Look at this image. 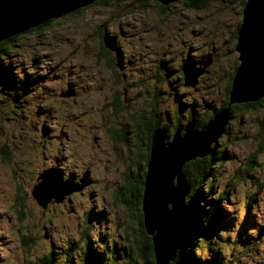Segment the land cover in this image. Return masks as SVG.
Masks as SVG:
<instances>
[{"label":"rangeland","instance_id":"1","mask_svg":"<svg viewBox=\"0 0 264 264\" xmlns=\"http://www.w3.org/2000/svg\"><path fill=\"white\" fill-rule=\"evenodd\" d=\"M239 8L221 0L203 10L186 9L182 0L165 9L155 0H112L65 14L44 32L9 44L10 54L0 57V264H39L48 255L55 264H80L83 242L100 251L109 239L123 246L139 241L134 206L129 212L113 196L132 180L129 164L143 152L138 118L144 126L155 111L161 125L177 119L184 124L190 106H197L193 116L199 118L222 103L226 79L239 65L231 41L242 18ZM104 35L114 43L107 57L100 55ZM208 55L213 61L195 87L180 86L178 68L188 58L204 61ZM70 85L75 95L61 96ZM233 110L218 139L225 160L214 168L207 196L214 203L219 191L227 192L214 240L222 244L223 260L232 259L228 264H264L262 114ZM123 131L127 143L120 140ZM45 149L55 154L46 155ZM37 153L48 166L31 168ZM50 167L63 179L79 176L77 182L80 173L88 171L89 179L91 171L95 185L43 208L32 189ZM96 191L91 199L88 193ZM205 202L193 205L191 213L207 210ZM98 260L107 264L106 257Z\"/></svg>","mask_w":264,"mask_h":264},{"label":"water","instance_id":"2","mask_svg":"<svg viewBox=\"0 0 264 264\" xmlns=\"http://www.w3.org/2000/svg\"><path fill=\"white\" fill-rule=\"evenodd\" d=\"M94 1L97 0H0V42ZM155 1L168 5L178 0ZM241 17L235 45L239 65L232 80L230 105L264 97V0H245ZM104 45L114 49L113 38L104 35ZM212 61L213 57L208 55L199 65L184 66V85L195 87L197 78ZM73 95V85L61 94L64 97ZM230 105L215 112L201 128L195 119L189 120L183 128L176 129L168 141L166 130H156L153 134L144 180L142 214L145 231L152 236L155 264H169L173 260L179 227L189 214L186 198L190 185L183 174V166L211 152L212 144L218 141L228 123ZM56 170L55 167L46 169L33 186V198L43 208L50 203L62 202L66 195L80 191L90 183L88 171L80 183L72 177L63 179Z\"/></svg>","mask_w":264,"mask_h":264},{"label":"trees","instance_id":"3","mask_svg":"<svg viewBox=\"0 0 264 264\" xmlns=\"http://www.w3.org/2000/svg\"><path fill=\"white\" fill-rule=\"evenodd\" d=\"M109 1H112V0H97L87 6L77 8L75 11L70 12V14L78 13L80 9L85 10L88 6L97 5L98 3L103 4ZM210 1L211 0H184L183 3L186 6V9L203 10L209 4ZM216 1L217 0H214L212 2H216ZM221 1L232 2L234 6L239 5L240 7L239 10L242 13V2L244 3L245 0H221ZM166 6L167 5L161 4L162 8L163 7L166 8ZM55 19L57 18L48 19L45 22L33 28H30L20 34L11 36L7 38L6 40L1 41L0 42V57L7 56L8 54H10L8 51L9 44L17 41V39L20 36L22 37L23 35L44 32L45 30L48 29L49 25ZM241 19L238 21L239 24L234 28L231 34V41L235 42L234 46L232 47L233 52L235 50V45L237 41L236 40L237 31L241 24ZM101 42H102L101 43L102 53L100 55L103 57H107L109 54H111L112 50L108 49L104 45V39ZM238 60H239V57L235 59L234 63L237 62L239 64ZM193 62L197 63L195 59H193ZM1 66H2V60L0 59V69H1ZM209 66L207 67V69L209 68ZM234 73L235 71H233L232 74L234 75ZM233 75H231V77L226 79L222 103L219 106L215 105L213 106V109L212 108L210 109L209 114H208L210 116H202L199 118L194 117L193 115L197 114L196 113L197 106H195L194 104L190 106L191 113H189L188 116H186L187 120L184 124L180 123L179 119H177L175 122L173 121V123L172 121H170L168 124V121H167L165 125H161L158 122L159 119L157 115H151L150 118L146 119V121H144L145 124L143 126V129L148 137L149 153L147 155L146 161L148 162L149 158L151 157L152 138L156 130H160V129L166 130L167 135L171 138L172 135L175 133L176 129L183 128L189 120L195 119L196 125L199 128H201L202 126L208 123V121L214 116L215 112L229 106ZM180 86L189 88V86L184 85L183 75H182ZM158 93L160 92L156 91L155 96H157ZM234 108L241 112L242 110H255V111H259L262 114V119L260 122V125H261V130H260L261 135L260 136L263 137V141H264V97L260 98L257 101L231 104L230 105L231 110H230V116H229L228 122L234 115L233 114L235 111L233 110ZM154 120H156V123L152 124V121ZM136 121L137 120L135 119V123ZM226 128L227 126L225 127L223 134L226 133ZM140 129L141 131L143 130L142 127ZM141 131L139 130V134H142L144 132V131L143 132ZM262 146L264 148V142H262ZM217 147H218V141L212 144L211 152L208 155L201 157V158H196L194 160H190L187 163H185V165L183 166V174L185 176L187 183L190 185L189 194L186 198L189 214L179 227V230H178L179 240H178L177 250H176L173 260H171L169 264H218V262L221 264H228V262L233 263V261H231L232 259L230 258H227L225 261L223 260L225 258H222L223 256L220 255V252L222 251V244L219 242H215L214 240V237H215L214 234L219 233L218 222L221 220V216H222L221 214L222 209H221L220 202L221 200L226 198L225 196H227V192L225 190L219 191L218 197L215 199L214 203H212V201L210 202V199L207 198V196L209 195L211 196L213 192V183L215 182L216 176H217L216 169L214 168L219 167L225 160V152L223 150L218 151ZM144 179H145V172L140 180V188H139L140 193L137 194V192H133L132 195L135 198L133 201L134 209L137 208L138 206V209L140 211L139 225L141 227V231H143V234L147 237L145 239L147 240V243L141 245L140 242L136 239V242L134 245V252L132 253L131 251H128L130 255H127L125 253L124 254L122 253V249H124L127 243L126 245L123 246L117 243L116 239H114L112 243L116 244V246L118 247L117 251L115 252V256H114L115 257L114 264H118L117 260L120 258L119 256L121 255L123 256L122 257L123 264H126L125 262L129 258H132L131 264H155L152 236H149L146 233L145 228H144V222H143L142 199H143V191H144ZM204 200H208V205L205 202V205L208 206V209L205 210L204 208H200L201 210L200 213L197 214L195 213L194 210H193V213H191L192 206L195 204H198L199 201H202L203 203ZM193 218H198L199 221L196 224H193L194 223V221H192ZM199 224H202V226H204L206 230H208V232H202L204 227L203 228L200 227ZM234 225L236 224L234 223ZM215 228L217 231H215ZM240 230L241 228L238 231ZM236 238H238V235L236 236ZM235 240H236L235 243L240 242V239H235ZM85 258H87V256ZM129 261L131 262V259H129ZM39 264H55V263H54V259L52 255L50 256L48 255V257L41 259ZM62 264H77V263L71 260L68 262H63Z\"/></svg>","mask_w":264,"mask_h":264},{"label":"flooded vegetation","instance_id":"4","mask_svg":"<svg viewBox=\"0 0 264 264\" xmlns=\"http://www.w3.org/2000/svg\"><path fill=\"white\" fill-rule=\"evenodd\" d=\"M143 1L146 2L148 0H143ZM212 1H214V0H211L210 2L212 3ZM81 10H83V9H80L79 12ZM78 13H76V14H78ZM196 62L197 63L191 61L190 58H188V62L185 63L184 66H186L188 64L199 65L203 61L196 60ZM184 66L182 65L180 68H178L179 79L180 78L182 79V75H183L182 68ZM180 82H181V80H180ZM183 88H184V86H183ZM185 89H188V88L186 87ZM150 115H157L158 116L160 114H157L155 111H154V113L152 111H150ZM141 118L142 117H140V119L138 118L137 134H139V130L141 131V129H140L141 127L143 129V126H141V124L139 122V120H141ZM158 119H159V117H158ZM158 122H159V120H158ZM155 123H156V120L152 121V124H155ZM143 131H144V129L141 132H143ZM114 133H115V131H114ZM118 134H119V132H118ZM141 135L142 136L140 139V144L143 148V152H142L141 156L138 158V160L136 159V160H134V162L132 164H129V166L132 169L131 170V179L132 180L128 181V184H127L128 188L125 186L126 187L125 190H121L120 187H118L119 189H115L114 193H113V196L120 203V205L121 206L123 205L124 208L126 210H128L129 212H130V210L132 212L133 205H134L133 201L135 199L133 197L132 193L133 192H137V194L140 193V189H139L140 188V180H141V177L144 175V172L147 169L146 165L148 163L146 161L147 155L149 153V151H148V137H147V134L145 133V131ZM117 137H118V135H117ZM119 137H120V140L123 141L124 143L128 142V135L125 131H123L121 135L119 134ZM133 170H135V171L137 170V172H135V174H134ZM70 177L75 178L76 181H77V179H79V176L74 177L72 174ZM89 179L91 181L89 184L94 186L96 181H95V178L91 175V171H90V178ZM80 182H81V173H80ZM88 185L84 186L80 193H85L86 189L88 188ZM88 195H90L91 199H94L95 195H97V191L93 192L92 194L88 193ZM135 211H136V215L138 218L136 220V222L139 224L140 211L138 209V206H137V208H135ZM90 215H91V213H90ZM83 216L84 215H82V217ZM131 216H133V215L131 214ZM87 221L90 222V219L88 218ZM84 225H85V223H84ZM83 231H84V229H83ZM81 236H82V233H81ZM81 236H80V238H81ZM87 237L85 236L86 240L89 239L88 234H87ZM146 238L147 237L143 234V231H141V229H140L139 242L141 245L147 243V240H145ZM112 241L113 240L109 239V241H108L109 245H104L100 251L92 250L91 242H89V241L83 242V244H81L82 247H80L81 248L80 249V264H102V261L98 260L99 256H100V259H103L106 257L107 264H114L115 263V257L114 256H115V252L117 251L118 247L116 246V244L112 243ZM135 242H136V240L134 241V244L132 242H130V245L127 244L124 247V249H122V253L123 254L125 253L127 255H130L128 253V251H131L133 253L134 252L133 248H134ZM86 256H87V258H85ZM119 257L122 258L123 256L121 255ZM129 259H131V262L129 261ZM129 259L127 260L129 262H127V261L125 262L126 264L132 263V258H129Z\"/></svg>","mask_w":264,"mask_h":264},{"label":"clouds","instance_id":"5","mask_svg":"<svg viewBox=\"0 0 264 264\" xmlns=\"http://www.w3.org/2000/svg\"><path fill=\"white\" fill-rule=\"evenodd\" d=\"M45 153H46V155H49V156L55 154L54 151H51V150H48V149H45ZM72 160H73V163H75L76 160H77V157L76 156L72 157ZM80 162H81V164L84 167H88L89 166L88 163L85 160H83V159ZM41 165H43L45 167L48 166L46 161H41L40 160L39 154L37 153L36 159L33 160L32 163H31V168L38 170Z\"/></svg>","mask_w":264,"mask_h":264},{"label":"bare ground","instance_id":"6","mask_svg":"<svg viewBox=\"0 0 264 264\" xmlns=\"http://www.w3.org/2000/svg\"><path fill=\"white\" fill-rule=\"evenodd\" d=\"M236 50V49H235ZM67 91V90H66ZM66 91H64L63 93H65ZM161 130V129H160ZM51 168V167H50ZM56 168V167H55ZM48 169V168H47ZM56 169H58V168H56ZM41 175V174H40ZM40 175H38L37 176V178H36V180L38 179V177L40 176ZM83 177H81V179H82ZM90 180V179H89ZM91 182V181H90Z\"/></svg>","mask_w":264,"mask_h":264}]
</instances>
